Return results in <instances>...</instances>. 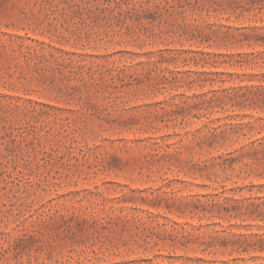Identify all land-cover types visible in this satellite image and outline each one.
Segmentation results:
<instances>
[{"label":"rangeland","instance_id":"1","mask_svg":"<svg viewBox=\"0 0 264 264\" xmlns=\"http://www.w3.org/2000/svg\"><path fill=\"white\" fill-rule=\"evenodd\" d=\"M0 264H264V0H0Z\"/></svg>","mask_w":264,"mask_h":264}]
</instances>
